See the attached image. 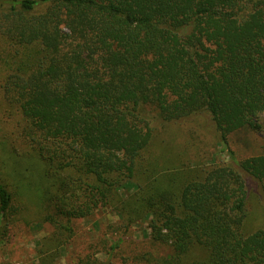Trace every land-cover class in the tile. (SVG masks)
Returning <instances> with one entry per match:
<instances>
[{"label": "trees", "instance_id": "obj_1", "mask_svg": "<svg viewBox=\"0 0 264 264\" xmlns=\"http://www.w3.org/2000/svg\"><path fill=\"white\" fill-rule=\"evenodd\" d=\"M0 95L20 116L18 139L0 126V246L33 206L52 229L38 264H53L74 221L113 207L169 248L147 264H264V230H244V176L264 198V145L234 166L173 173L146 158L153 122L206 112L224 144L258 130L264 0H0ZM196 248L205 258L189 260Z\"/></svg>", "mask_w": 264, "mask_h": 264}, {"label": "rangeland", "instance_id": "obj_2", "mask_svg": "<svg viewBox=\"0 0 264 264\" xmlns=\"http://www.w3.org/2000/svg\"><path fill=\"white\" fill-rule=\"evenodd\" d=\"M2 108L0 95V126L5 133L14 132L13 138H17L15 124L20 121V116L13 112L12 117L7 118V113ZM258 123L257 131L245 129L233 133L224 144L206 112L195 114L179 123L154 125L156 122H153L154 129L146 158L151 161L152 168L157 164L159 168L163 166L167 173L195 166L198 169L212 165L234 166L237 162L262 152L264 116ZM15 141L18 153L23 156L28 154V158L33 157V160V150L17 143L18 140ZM144 168L145 164L142 163L137 171L141 172ZM31 180L35 182V176ZM244 180L247 189L244 230L247 233L264 230V198L253 180L246 176ZM134 191L120 190L123 198ZM36 193L29 189L21 199L26 203L28 196ZM22 211L19 219L13 218L9 236L0 246V264H38L40 260L38 246L52 229L40 222V215L33 206L27 211L22 208ZM73 226L75 234L70 244L53 264H88V261L96 264H147L140 260L144 253L153 254L156 258L169 253L166 246L150 244L146 219L125 227L118 210L113 207L101 208L89 218L74 221ZM205 256L203 249L196 248L190 253L189 260H202Z\"/></svg>", "mask_w": 264, "mask_h": 264}]
</instances>
